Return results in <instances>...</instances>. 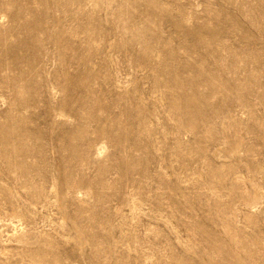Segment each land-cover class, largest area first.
<instances>
[{"label": "rangeland", "instance_id": "obj_1", "mask_svg": "<svg viewBox=\"0 0 264 264\" xmlns=\"http://www.w3.org/2000/svg\"><path fill=\"white\" fill-rule=\"evenodd\" d=\"M0 264H264V0H0Z\"/></svg>", "mask_w": 264, "mask_h": 264}]
</instances>
